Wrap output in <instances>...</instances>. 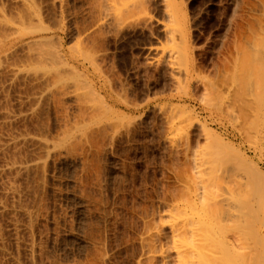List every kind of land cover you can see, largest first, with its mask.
<instances>
[{"label":"rangeland","instance_id":"1","mask_svg":"<svg viewBox=\"0 0 264 264\" xmlns=\"http://www.w3.org/2000/svg\"><path fill=\"white\" fill-rule=\"evenodd\" d=\"M144 1L0 0V264H264V0Z\"/></svg>","mask_w":264,"mask_h":264},{"label":"bare ground","instance_id":"2","mask_svg":"<svg viewBox=\"0 0 264 264\" xmlns=\"http://www.w3.org/2000/svg\"><path fill=\"white\" fill-rule=\"evenodd\" d=\"M107 1H108V0H107ZM130 1H132V0H109V3H111V4L113 3V4H112L113 7H115L116 5H117L118 7H124L125 4H129V6H130V3H131ZM143 1H144V0H134L133 4L131 5V8H132L133 5H134L135 7H133V9H134V8H135V9H136V8L140 9V7L143 6ZM144 2H145V1H144ZM29 4H30V3H29ZM29 4H28V5H29ZM114 4H116V5L114 6ZM28 5H27V6H28ZM121 5H122V6H121ZM32 6H33V8H34L35 5H31V7H32ZM129 6H128V7H129ZM137 6H138V7H137ZM29 7H30V6H29ZM115 8H116V7H115ZM28 9H29V8H28ZM36 9H37V8H36ZM29 10H30V9H29ZM29 10H28V11H29ZM34 10H35V9H34ZM118 10H119V9H118ZM126 10H127V6H126ZM35 11H36V10H35ZM120 12H121V11H120ZM127 12H129V11H127ZM121 13H123V12H121ZM34 14H35V16H36L37 18H40V17H38V14H37V13H34ZM25 15H26V14H25ZM25 15H24V16H25ZM29 17H30V16H29ZM116 17H117V16H116ZM119 17H120V15H118V18H119ZM29 19H30V18H29ZM34 19H35V18H34ZM23 20H24V19H23ZM24 21H25V20H24ZM27 21H29V20H27ZM29 22H30V21H29ZM39 22H40V21H39ZM23 23H24V22H23ZM24 24H25V23H24ZM27 26H28V23H27ZM32 26H33V25H32ZM37 27H39V26H37ZM31 28L34 29L35 27H34V28L31 27ZM39 28H40V27H39ZM26 29H28V28H26ZM43 30H44V29H40V32L43 31ZM38 32H39V31H38ZM29 33H30V32H29ZM31 33H32V32H31ZM31 33H30V35H31ZM33 34H34V33H33ZM259 37H260V36H259ZM256 39H257V36H256ZM258 39H260V38H258ZM261 39H262V38H261ZM253 40H255V39H253ZM260 41H263V40H260ZM257 42H259V41H256V43H257ZM263 42H264V41H263ZM261 44H263V43H261ZM256 45H257V44H256ZM259 45H260V43H259ZM254 46H255V45H254ZM263 46H264V45H263ZM257 47H258V46H257ZM78 50H79V49H78ZM255 52H256V51H255ZM249 53H250V52H249ZM253 53H254V52H253ZM240 54H241V53H240ZM255 54H256V53H255ZM262 54H263V53H262ZM262 54H260V56H262ZM242 55H243V54H241L240 56H242ZM249 55H250V54H249ZM243 56H244V55H243ZM246 56H247V54H246ZM246 56L244 57L243 60H242V57H240L241 59L237 58L238 60H241V62L245 61V63L243 62V65H242L241 70H240V74H239V75L241 76V79H240L241 81L239 80V81H240L239 84L241 85V83L244 84L245 82L248 81V82H247V85H244V87L238 85V86L240 87V88H238V89H241V87H242V90H245V89H244L245 86H246V87H247V86H250L251 83H252V81H254V82H253V86H252L253 89H254V90L252 89V90L254 91V94H253L254 97H253V96H252V97L250 96V98H252V99H250V101H251V100H256V101H257V100H263V101H264V68H262L260 64H259L258 67H256L255 69L253 68L254 70L251 71V72H250V75H249L250 78H249V76H248L247 74H243L244 71H245V67H249V69H250V65H248V63H247L248 60L246 59L248 56H247V57H246ZM257 56H258V55H256V57H257ZM253 58H254V57H253ZM262 58H263V56H262ZM249 59H250V58H249ZM251 59H252V57H251ZM255 59H256V58H255ZM254 61H255V60L253 59V62H254ZM262 61H263V60H262ZM262 61H261V62H262ZM250 63H251V65H252V62H250ZM254 65H255V64H254ZM235 66H236V65H235ZM237 66H238V65H237ZM232 67H234V65H233ZM251 67H252V66H251ZM237 68H239V67H237ZM235 69H236V68H235ZM247 69H248V68H247ZM231 70H232V69H231ZM250 70H252V69H250ZM237 74H238V72L236 71V73H235L234 75H237ZM252 74H253V77H252ZM237 76H238V75H237ZM234 77H235V79L232 78V79L234 80L233 83H236L238 80L236 79V76H234ZM251 77H252V79L255 78V80H252ZM246 78H247V79L249 78V79L247 80ZM232 79H230V80H232ZM249 80H252V81H250L251 83H249ZM248 83H249V85H248ZM234 85H235V84H234ZM252 87H250V88H252ZM234 88H236V87L234 86ZM250 88H249V90H250ZM246 89L248 90V87H247ZM209 91H210V90H209ZM212 91H213V90H211V94L208 93V95L210 94V96H213V95L215 96V95H216L215 93H217V92L214 91L215 93L213 94ZM248 92H249V91H248ZM248 92H247V93H246V92H242V93H245V95H243V97H244L243 99H244L245 101H246V99H247V101H248V99H249V96L247 95ZM250 93H251V92H250ZM212 94H213V95H212ZM236 94H238L237 89H236ZM239 94H241V91H240ZM239 94H238V96H239ZM246 95H247V96H246ZM249 95H250V94H249ZM210 96H209V97H210ZM214 96H213V98L210 97V100H212V103L214 102V100H217V101H218V100L221 99V98H219L220 95H219L218 93H217V95H216V96H218L217 99L214 98ZM216 96H215V97H216ZM236 96H237V95H236ZM238 96H237V97H238ZM245 97H246V99H245ZM218 98H219V99H218ZM221 100H222V99H221ZM221 100H220V101H221ZM247 101H246V102H247ZM246 102H245V103H246ZM257 102H259V101H257ZM215 103H216V102H215ZM220 103H221V102H220ZM245 103H244V104H245ZM247 103H248V102H247ZM253 103H254V102H252L251 104H253ZM210 104H211V103H210ZM251 104H250V105H251ZM255 104H257V103H255ZM221 105H222V104H221ZM212 106H213V105H212ZM245 106H246V104H245ZM213 107H214V106H213ZM218 107H220V106L218 105ZM247 107L249 108V106H247ZM256 107H257V105H256ZM251 108H252V107H251ZM257 108H258V107H257ZM257 108H256V109H257ZM249 109H250V108H249ZM251 110H252V109H251ZM253 110H254V109H253ZM263 111H264V110H263ZM263 111H262V112H263ZM252 112H253V111H252ZM256 112H258V110H257ZM260 112H261V111H260ZM262 112H261V113H262ZM261 113H260V114H261ZM252 114H253V113H252ZM254 115H255V114H254ZM261 115H262V114H261ZM261 117H262V116H261ZM255 118H256V117H255ZM262 118H263V117H262ZM263 120H264V119H263ZM261 121H262V120H261ZM258 122H259V119H258ZM262 124H263V123H262ZM260 125H261V124H260ZM260 127H261V126H260ZM257 128H258V127H257ZM262 129H263V128H262ZM263 130H264V129H263ZM247 132L251 133L250 131H247ZM247 132H246V134H247ZM259 134H260V133H259ZM262 134H263V133H262ZM262 136H263V135H262ZM249 138H250V136H249ZM252 139H253V138H252ZM253 140H254V139H253ZM263 140H264V139H263ZM257 141L259 142V139H257ZM260 142H261V141H260ZM222 144H223V143H222ZM224 145H225V144H224ZM228 149H229V147H228ZM237 157H238V156H237ZM248 169H249V168H248ZM249 171H251V170H249ZM253 189H254V188H253ZM263 190H264V188H263ZM250 193H251V192H250ZM252 193H253V192H252ZM256 193H257V192H256ZM256 193H254V195H255ZM192 203H193V202H191L190 204H192ZM193 204H194V203H193ZM193 204H192V206H193ZM211 221H212V220H211ZM200 223L202 224V223H204V222L202 221V222H200ZM210 223H211V222H210ZM212 224L215 225L214 223H212ZM211 226H212V225H211ZM216 226L219 227L218 224H217ZM216 226H215V227H216ZM212 227H213V226H212ZM249 227H250V226H249ZM249 227H248V228H249ZM252 228H253V227H252ZM211 229H212V228H211ZM216 229H217V228H216ZM222 229H223V228H222ZM222 229H221V230H222ZM250 229H251V228H250ZM250 229H249V232H248V233H251V232H252ZM219 230H220V227H219ZM216 231H217V230H216ZM222 231H223V230H222ZM247 231H248V230H247ZM250 231H251V232H250ZM253 231H254V230H253ZM217 232H218V231H217ZM217 232H215V233H217ZM252 233H253V232H252ZM252 233H251V234H252ZM254 233H255V232H254ZM253 235H254V234H253ZM248 236H249V235H248ZM250 236H252V235H250ZM256 236H257V234H256ZM256 236H253V237L255 238ZM253 237H252V238H253ZM213 239H214V238H213ZM218 239H219V238H218ZM218 241H219V240H217V243H216L217 246H218L217 248H218V249H221V247L223 246L222 249L228 251V250H227L228 247L225 246V244L219 246L220 244H222V243H224V242L220 243V241H221V240H220V241H219L220 244H219ZM213 243H214V242L212 241L211 244H213ZM214 244H215V243H214ZM213 247H214V246H213ZM213 247H211V248L213 249ZM263 247H264V246H263ZM202 248L205 249L206 247H205V248L202 247ZM200 249H201V248H200ZM200 249H199V251H198L199 253H200V251L202 250V249H201V250H200ZM209 249H210V248H209ZM209 249H208V247H207L206 252L210 253V252L208 251ZM210 251H212V250H210ZM231 251H232V253H233V250H231ZM201 252H202V251H201ZM230 253H231V252H230ZM252 253H253V251H252ZM252 253H251V254H252ZM201 254H202L201 256L203 257V256H204V253L202 252ZM210 254H212V253H210ZM207 255H208V254H206V256H207ZM212 255H213V254H212ZM212 255H211V256H212ZM232 255H233V254H232ZM197 256L200 257V254H197ZM206 256H204L205 259H206ZM229 256H230V255H228V258H229ZM180 257H182V256L179 255V258H180ZM204 257H203V258H204ZM214 257H215V256H214ZM232 257H233V260H234V256H232ZM232 257H231V259H232ZM249 257H250V256H249ZM251 257H252V256H251ZM251 257H250V258H251ZM183 258H184V257H183ZM183 258H182V259H183ZM215 258H216V257H215ZM221 258H222V257H221ZM223 258H224V257H223ZM250 258H248V260H252V259H253V258H251V259H250ZM256 258H257V257H255V259H256ZM196 259H198V258L196 257ZM205 259L202 260V258H201V259H200L201 262H199V263H200V264H202V263H203V264H206V263L208 264V259H209V258L207 257V262H206ZM216 259H217V258H216ZM225 259H227V258L225 257ZM225 259H224V260H225ZM258 260H259V259H258ZM189 261H190V260H189ZM202 261H205V262H202ZM209 261H210V260H209ZM225 261H226V260H225ZM225 261H224V262H225ZM230 261H231V260H230ZM260 261H261V260H260ZM263 261H264V259H263ZM197 262H198V261H197ZM211 262H212V261H211ZM211 262H210V263H211ZM218 262H219V261H218ZM222 262H223V261H222ZM224 262H223V264H224ZM227 262H228V261H226L225 263L228 264ZM232 262H233V261H232ZM248 262H249V264H253V263H255L256 261L253 262V260H252L253 263L250 262V261H248ZM248 262H247V264H248ZM213 263H214V261H213ZM213 263H212V264H213ZM230 263H231V262H230ZM180 264H184V263L181 261ZM185 264H188V263L185 262ZM191 264H194V263L191 262ZM221 264H222V263H221ZM255 264H256V263H255Z\"/></svg>","mask_w":264,"mask_h":264}]
</instances>
